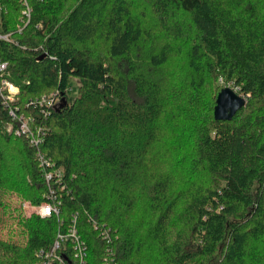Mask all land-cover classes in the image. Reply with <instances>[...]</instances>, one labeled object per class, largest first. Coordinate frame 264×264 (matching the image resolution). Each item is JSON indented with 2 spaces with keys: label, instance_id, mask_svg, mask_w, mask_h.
<instances>
[{
  "label": "trees",
  "instance_id": "obj_1",
  "mask_svg": "<svg viewBox=\"0 0 264 264\" xmlns=\"http://www.w3.org/2000/svg\"><path fill=\"white\" fill-rule=\"evenodd\" d=\"M26 3L0 0V197L59 220L0 236V264H42L75 214L85 264H264V0ZM221 77L246 100L228 120Z\"/></svg>",
  "mask_w": 264,
  "mask_h": 264
},
{
  "label": "rangeland",
  "instance_id": "obj_2",
  "mask_svg": "<svg viewBox=\"0 0 264 264\" xmlns=\"http://www.w3.org/2000/svg\"><path fill=\"white\" fill-rule=\"evenodd\" d=\"M25 11V10H24ZM23 11V12H24ZM9 84L13 85L11 82H9L6 79H3L1 82V90H3L4 87H7L8 92L11 91ZM219 84L222 87H231L233 89V83L231 81H226L221 77L219 79ZM78 85H79V79L72 78L71 79V87L69 91V96L74 97L78 92ZM15 86V85H14ZM13 87V86H11ZM17 88V86H15ZM19 88L16 89L15 93ZM5 94V93H4ZM3 94V95H4ZM5 96V95H4ZM3 96V97H4ZM7 99L10 102L16 101V97L14 94H12V91L10 94L7 95ZM49 105V104H48ZM10 111L13 113V106L9 108ZM13 118L19 119L18 124L9 123L8 128L16 130L17 133L24 132L27 133V128L30 127V119L32 116H22L19 114L13 115ZM39 132H41V129H38ZM38 133V132H37ZM28 137L36 138L37 135L28 134ZM34 136V137H33ZM44 159V158H43ZM0 199H2V203H0V236L4 239H8L11 241H16L18 243H24L26 241L27 237V225L26 222L37 213L38 210V203L34 200L31 196H26L25 194H22L17 191L13 192H6L1 194ZM38 215V214H37ZM102 236V231L99 232Z\"/></svg>",
  "mask_w": 264,
  "mask_h": 264
},
{
  "label": "built area",
  "instance_id": "obj_3",
  "mask_svg": "<svg viewBox=\"0 0 264 264\" xmlns=\"http://www.w3.org/2000/svg\"><path fill=\"white\" fill-rule=\"evenodd\" d=\"M26 3V0H22ZM24 13L29 15V9L27 8ZM3 38H7V35L1 36ZM6 68L5 63L0 62V71L4 70ZM10 90L12 91V94L16 91V87L14 85L9 84ZM13 86V87H11ZM10 91V92H11ZM50 105L51 102H48ZM20 132V131H19ZM22 133V132H20ZM24 133V132H23ZM27 133H29V129L27 128ZM34 137V136H33ZM31 143H38L39 139L32 138L30 139ZM41 158L42 164L48 163L49 160ZM60 173V171H58ZM51 175L47 174V178H50ZM58 203L54 202L53 200H47L42 202L38 205L37 213L41 218H52L55 217L59 220V207ZM96 228H98L96 224ZM102 235L104 238L109 237V230L103 229ZM69 249V250H68ZM70 251L71 257L68 256L67 252ZM88 254V245L87 241H85L84 238L81 237L80 233L77 230V214L73 216L72 222H70L69 225H67V229L60 230L58 229L55 239L53 241L51 249H42L40 251V257H41V263L42 264H85L87 260Z\"/></svg>",
  "mask_w": 264,
  "mask_h": 264
},
{
  "label": "water",
  "instance_id": "obj_4",
  "mask_svg": "<svg viewBox=\"0 0 264 264\" xmlns=\"http://www.w3.org/2000/svg\"><path fill=\"white\" fill-rule=\"evenodd\" d=\"M246 105L245 98L231 87H224L218 93L214 116L217 120L231 119L238 110Z\"/></svg>",
  "mask_w": 264,
  "mask_h": 264
},
{
  "label": "bare ground",
  "instance_id": "obj_5",
  "mask_svg": "<svg viewBox=\"0 0 264 264\" xmlns=\"http://www.w3.org/2000/svg\"><path fill=\"white\" fill-rule=\"evenodd\" d=\"M235 90V89H234ZM236 91V90H235Z\"/></svg>",
  "mask_w": 264,
  "mask_h": 264
}]
</instances>
